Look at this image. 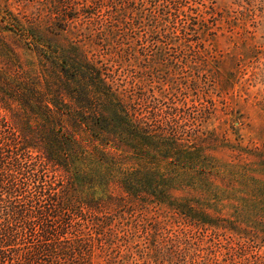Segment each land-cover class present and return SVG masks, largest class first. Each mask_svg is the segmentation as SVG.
<instances>
[{
    "label": "rangeland",
    "instance_id": "1",
    "mask_svg": "<svg viewBox=\"0 0 264 264\" xmlns=\"http://www.w3.org/2000/svg\"><path fill=\"white\" fill-rule=\"evenodd\" d=\"M152 1L164 5V0ZM184 1L181 10L201 14L204 25L182 15L178 19L184 22H170L169 15L152 40L147 14L154 6L149 0L142 14L134 10L133 20L127 16L119 22L124 52L113 54L108 82L139 109L145 144L130 140L126 151L111 142H91L85 127H74L68 114L78 108L95 116L96 104L80 106L71 91L59 88L64 94L49 97L67 105L60 118L61 131L72 137L63 148L67 164L47 163L41 183L35 180L41 177L35 166L27 179L21 175L30 183L20 185L17 193L59 194L89 205L114 201L95 211L107 222L103 229H83L102 241L111 233L113 243H101L98 253L112 248L114 264H264V0ZM35 11L31 0H0V76L12 84L3 94L10 105L0 95V115L28 142L31 161L38 163L44 152L37 140L49 135V123L14 99L13 86L19 65L35 74L44 68L43 59H54L60 49L54 43L39 49L23 35L18 23L27 28L23 17ZM128 45L131 49L125 50ZM94 119H88L93 127ZM169 127L180 138L175 149L165 144ZM65 174L69 178L59 182ZM125 176L159 187L161 195L146 190L128 194L120 184ZM93 264H107L106 252Z\"/></svg>",
    "mask_w": 264,
    "mask_h": 264
},
{
    "label": "trees",
    "instance_id": "2",
    "mask_svg": "<svg viewBox=\"0 0 264 264\" xmlns=\"http://www.w3.org/2000/svg\"><path fill=\"white\" fill-rule=\"evenodd\" d=\"M31 1L35 3L36 11L30 17H23L24 23L28 24L27 28L22 21L18 23L21 24L23 35H28L32 44L39 49L42 45L54 43L60 50L54 59H43V64L46 63L44 68L35 74L23 71L19 65L20 75L17 76V84L13 86L14 99L20 105L33 108L35 113L40 112L48 120L49 135L40 136L37 140L38 148L41 145L44 152L42 161H31V146L24 138L21 140L9 120L0 115V264H93L102 252L107 254V264H114L112 248L98 253V248H102L98 247L101 243L102 246L113 243L111 233L108 231L107 238L102 241L83 230L85 227L103 229L107 222L95 211L99 206L103 208L114 201H107L104 205L99 202L97 205H89L86 202L69 201L65 195L48 194L42 197L41 194L28 192L23 195L17 192L20 185L30 183L21 180V175L27 179V173L35 169V166L41 172V177H36L35 180L41 183L45 182L44 171L47 163L51 162L54 166L63 168L67 164L68 155L64 156L67 152H63V148L64 144L70 143L72 137L61 131L60 119L67 105L65 106L63 99L54 101L49 97L50 94L61 96L67 90L75 95V103L80 106L96 104L91 111L95 116L80 112L78 108L68 114L74 117H71L74 127H85L91 142L99 141L100 145L111 142L115 148L128 151L123 147H130V140L136 141L138 146L148 140L143 126L144 120L139 109L131 103V97L118 88H113L111 81L108 82L111 76L108 71L112 67L109 62H113V54L124 52L118 42L122 35L118 32L119 22H123L127 16L133 20L134 10L137 14H142L141 7L145 0H90L89 3L86 0ZM149 1L154 6L147 14V26L152 40L157 38L154 35L155 28L170 21L169 15L173 17L170 22H184L183 18L178 19L182 15L197 22V25L205 23L204 17L196 11H193L196 15L193 17L181 10L184 0H164L161 8L155 6L154 1ZM137 20L138 18L135 19ZM127 30L131 36L132 29ZM96 47H101L106 52L103 53ZM130 49L128 45L125 50ZM105 54L109 55L108 59H104ZM8 83L12 85L0 76V95L10 105L11 101L4 96ZM54 87L57 88L53 89ZM59 88L64 89L60 91ZM89 94L93 99L88 98ZM48 103L52 104L51 109ZM50 117H53L52 122H49ZM93 118L94 127L88 120L92 121ZM165 140V144L171 149L181 145L173 127L168 128ZM135 150L139 155L144 154L142 148ZM99 151L104 153V149ZM63 178L59 182H65L69 176L65 174ZM120 184L128 194L137 195V191L143 190L156 195H161L159 193L162 192L159 187H150L151 183L142 185L139 179L133 180L130 176L120 179ZM18 195L21 199L15 201L14 197ZM109 198L112 200V197ZM117 203L121 205L123 201ZM88 209H95V213Z\"/></svg>",
    "mask_w": 264,
    "mask_h": 264
}]
</instances>
